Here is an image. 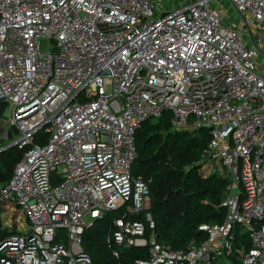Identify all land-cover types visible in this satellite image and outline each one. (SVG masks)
<instances>
[{
    "label": "built area",
    "instance_id": "built-area-1",
    "mask_svg": "<svg viewBox=\"0 0 264 264\" xmlns=\"http://www.w3.org/2000/svg\"><path fill=\"white\" fill-rule=\"evenodd\" d=\"M263 44L264 0H0V152H21L0 182V264H93L83 233L113 210L108 239L148 246L142 264H264ZM165 111L209 130L199 173L227 178L223 220L186 248L147 233L132 172L137 129Z\"/></svg>",
    "mask_w": 264,
    "mask_h": 264
},
{
    "label": "trees",
    "instance_id": "trees-1",
    "mask_svg": "<svg viewBox=\"0 0 264 264\" xmlns=\"http://www.w3.org/2000/svg\"><path fill=\"white\" fill-rule=\"evenodd\" d=\"M5 108L0 102V116ZM170 120V111H165L146 119L137 129L132 172L142 175L150 187L154 227L147 226V233L154 232L157 241L171 248H186L192 241L206 239L207 234L200 229L202 224L223 220L227 178L217 173L206 177L199 173L209 130L177 131L172 129ZM20 155L16 147L0 152V182L9 179ZM120 215V210L108 211L85 229L83 246L93 264H142L141 260L149 258L148 246L108 239L115 230L114 218ZM236 232L239 243H250L241 226Z\"/></svg>",
    "mask_w": 264,
    "mask_h": 264
},
{
    "label": "rangeland",
    "instance_id": "rangeland-1",
    "mask_svg": "<svg viewBox=\"0 0 264 264\" xmlns=\"http://www.w3.org/2000/svg\"><path fill=\"white\" fill-rule=\"evenodd\" d=\"M226 7H229V4L228 3L226 4ZM231 12H232V14L236 15V11L234 9H232V7H231ZM226 19H228V18L226 17ZM230 19L233 20V17H230ZM262 50L264 52V44H263ZM10 111H11L10 108H8V107L5 108V110H4V116H9L10 113H11Z\"/></svg>",
    "mask_w": 264,
    "mask_h": 264
}]
</instances>
